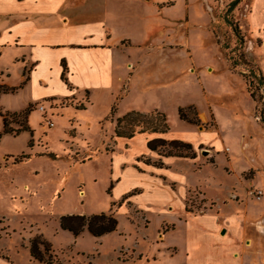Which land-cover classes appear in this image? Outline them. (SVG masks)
Masks as SVG:
<instances>
[{"label": "rangeland", "instance_id": "obj_1", "mask_svg": "<svg viewBox=\"0 0 264 264\" xmlns=\"http://www.w3.org/2000/svg\"><path fill=\"white\" fill-rule=\"evenodd\" d=\"M231 1L170 0L146 36L137 18L126 21L123 82L110 104L40 101L28 111L29 131L16 134L2 132L0 115V253L9 264H42L28 253L36 234L57 264H264V122L256 100L264 25L251 24L252 0ZM223 51L242 53L248 64L232 67ZM4 92L0 112L15 127L20 118L9 112L22 109L19 98ZM188 105L196 123L178 115L182 107L191 116ZM152 109L168 124L155 149L145 145L151 132L113 135L116 116ZM172 138L190 142L195 156H161L177 148ZM108 210L116 227L98 236L58 225L61 214Z\"/></svg>", "mask_w": 264, "mask_h": 264}, {"label": "crops", "instance_id": "obj_2", "mask_svg": "<svg viewBox=\"0 0 264 264\" xmlns=\"http://www.w3.org/2000/svg\"><path fill=\"white\" fill-rule=\"evenodd\" d=\"M170 4V0H0V84L12 88L4 93L10 100L18 97L20 108L40 101L56 106L61 100L64 106L84 107L98 97L110 104L123 82L121 53L126 39L131 40L124 36L126 21L137 18L146 36L154 14ZM250 21L253 27L264 25V0H252ZM259 52L264 80V38ZM149 135L162 137L164 132ZM9 263L0 255V264Z\"/></svg>", "mask_w": 264, "mask_h": 264}, {"label": "trees", "instance_id": "obj_3", "mask_svg": "<svg viewBox=\"0 0 264 264\" xmlns=\"http://www.w3.org/2000/svg\"><path fill=\"white\" fill-rule=\"evenodd\" d=\"M234 0L230 2L233 3ZM229 5V8H230ZM232 29L234 34L237 38L239 34V28L237 25H232ZM226 45H222L221 47H225ZM234 49V48H233ZM232 50V48L230 49ZM227 60H229V64L234 67L238 64V60L247 63L244 60L243 54L239 53L238 56H234L232 54H227L225 51L222 52ZM248 64V63H247ZM249 73H251V69H248ZM259 75L257 78L258 84H260L263 89V93L257 95L256 100L259 101V118L261 121L264 122V80L261 71L259 70ZM251 84V80L247 83L249 95L253 97V91L249 89ZM11 90L12 88L6 87L0 84V91H7ZM80 107V105H77ZM31 109V105H28L20 110L11 111V117L15 119L19 117V121L17 122L15 127L7 126V122L5 119V115L1 114L2 116V132H12L16 134L18 131L28 130L29 127L27 125V114L28 111ZM115 109V102L112 103L110 107V114ZM187 109L192 110V115L188 116L186 110L182 107H178V115L180 118L185 119L189 122L196 123L198 118L196 117V111L190 106H187ZM168 129V124L166 121L165 114L157 109H152L148 112H141L138 110H128L122 113L119 116L114 118V125H113V135L116 137H131L135 132H165ZM166 140L162 137H150L146 139L145 145L149 149H155L158 143H163ZM167 143L177 146V148L173 151L166 150L164 151L161 156H182V157H190L193 158L195 156L194 149L190 142L184 141L177 138H172L167 141ZM23 156V154L21 155ZM162 161L158 160L154 163L156 166H161ZM58 225L63 228L67 229L68 231L72 232L73 235L79 233L83 228H86L92 235L98 236L105 232L111 231L116 227V218L111 210L108 211H100V212H93L90 214H79V213H66L61 214L58 217ZM43 248V249H42ZM42 249V250H41ZM28 253L31 258L38 260L42 264H57L51 263V256L49 252V243L45 240L40 234H36L28 239ZM46 254L47 257L44 256ZM1 256L5 257L4 254L0 253Z\"/></svg>", "mask_w": 264, "mask_h": 264}, {"label": "built area", "instance_id": "obj_4", "mask_svg": "<svg viewBox=\"0 0 264 264\" xmlns=\"http://www.w3.org/2000/svg\"><path fill=\"white\" fill-rule=\"evenodd\" d=\"M38 108H41V105H39V107Z\"/></svg>", "mask_w": 264, "mask_h": 264}, {"label": "water", "instance_id": "obj_5", "mask_svg": "<svg viewBox=\"0 0 264 264\" xmlns=\"http://www.w3.org/2000/svg\"><path fill=\"white\" fill-rule=\"evenodd\" d=\"M221 231H223V229Z\"/></svg>", "mask_w": 264, "mask_h": 264}]
</instances>
